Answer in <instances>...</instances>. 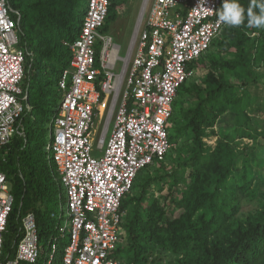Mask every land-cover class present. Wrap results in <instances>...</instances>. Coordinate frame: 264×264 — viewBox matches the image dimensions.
<instances>
[{
	"label": "trees",
	"instance_id": "trees-1",
	"mask_svg": "<svg viewBox=\"0 0 264 264\" xmlns=\"http://www.w3.org/2000/svg\"><path fill=\"white\" fill-rule=\"evenodd\" d=\"M6 1L25 53L21 86L27 99L10 144L0 152V171L14 199L0 264L14 259L28 212L35 215L41 248L36 264H45L59 238L62 224L55 210L64 194L57 168L47 159L45 139L61 100L57 82L71 60L66 43L79 35L87 0ZM240 3L247 7L249 0ZM121 5L110 0L102 33ZM217 38L207 52L218 48V54H209L205 63L206 52L188 66L189 72L205 69L202 81L188 78L177 91L176 98L185 96L193 104L177 110L175 98L172 105L170 150L179 155L182 144L185 156L162 175L135 179L130 192L137 189L136 195L129 192L122 200L124 236L112 255L118 264H264V129H257V120L256 127L249 125L247 112L264 99V29L226 26ZM230 78L237 83H229ZM208 129L217 136L214 148L203 141ZM244 139L251 144L239 149ZM164 161L155 164L163 167ZM162 182L168 183L165 203L149 196L151 185ZM242 199L255 209L240 217ZM68 240L52 264H61Z\"/></svg>",
	"mask_w": 264,
	"mask_h": 264
},
{
	"label": "built area",
	"instance_id": "built-area-1",
	"mask_svg": "<svg viewBox=\"0 0 264 264\" xmlns=\"http://www.w3.org/2000/svg\"><path fill=\"white\" fill-rule=\"evenodd\" d=\"M220 3L145 0L121 56L120 47L101 32L110 0H87L79 35L66 43L71 60L57 82L61 100L45 148L65 196L57 215L63 221L59 232L69 239L61 264H118L112 255L124 236L122 200L137 175L164 161L170 150L172 105L191 76L188 66L226 27L215 13ZM10 14L7 1L0 0V152L10 144L26 107L25 53ZM13 202L0 171V257ZM21 227L15 257L5 264H36L40 258L33 212ZM57 242L45 264H52Z\"/></svg>",
	"mask_w": 264,
	"mask_h": 264
},
{
	"label": "rangeland",
	"instance_id": "rangeland-1",
	"mask_svg": "<svg viewBox=\"0 0 264 264\" xmlns=\"http://www.w3.org/2000/svg\"><path fill=\"white\" fill-rule=\"evenodd\" d=\"M123 0H119V2H122ZM141 4H142V0H139L138 3L136 5H131V6H127L125 9L121 8V6L118 8L117 10V18L114 22H112L109 25V28L106 32L107 35H109L112 39L115 45L120 47V55L124 56L126 53V50L129 46V43L131 41V38L133 36L135 27H136V23L138 20V14L140 12L141 9ZM218 38H215L214 40H216ZM213 49H211L212 51ZM211 51L209 50L203 57H202V61L207 63V57L209 56V54H211ZM120 72V66L117 67L116 73ZM205 69H199V72H192L191 76L189 77V80H193V78H195L196 76H202V74H204ZM200 76V77H201ZM196 80V79H194ZM259 93L262 92V90L258 91ZM263 96H264V91H263ZM187 98V97H186ZM259 99V98H258ZM261 101V102H260ZM176 102L178 104V109L179 110L182 106H189L191 104H193V102L189 101V99H185V96H178L176 98ZM262 102L264 103V99H259L256 100V102L253 103V107L250 108L247 112H248V118L250 119L249 121V125H252L254 127L255 126V121L257 120V123L259 124L260 127L257 126V129H264V106H261ZM256 112V113H255ZM227 117V116H226ZM53 118V116H50V120ZM228 119V117H227ZM222 121H219V123ZM256 123V124H257ZM262 126V127H261ZM51 127V125H49V128ZM229 129H231L230 127L226 128V132L229 131ZM210 136H213L212 134H210V129L206 130V135L203 138L204 143L206 144V146L208 148H210ZM50 138H51V131H49L46 134V145L49 144L50 142ZM251 144V141L248 139H244L243 141H240L237 143L238 148L242 149L243 146L245 144ZM182 148V149H180ZM180 149V154L178 155L176 150L174 148H172L167 156V158L165 159V161L163 162L164 166L160 167L158 164L152 165L144 170H142L137 178H136V183H139L140 181H142L145 177H147L148 175L150 177H155V176H159L162 175L164 173V169L165 168H169L172 164L173 161H176L179 159L180 157H184L185 153H183V151L185 150V148L183 147V145L181 144V146L179 147ZM47 153V152H46ZM48 158H49V154L47 153ZM259 155H262L261 153ZM263 158V155L260 156ZM174 165V164H173ZM174 167V166H173ZM261 176L264 178V173H261ZM185 177L188 178V171L185 172ZM183 187H181L182 189ZM136 191L137 189L133 190L132 192H130L129 195L131 196H135L136 195ZM168 183H164L162 182L161 184H152L151 187L149 188V196H154L155 198H158V200L161 203H165L168 199ZM62 199V204L61 205H65V196L63 194V198ZM60 207V205H59ZM255 209L254 205H251L247 202H245L243 199L241 200V207H240V211H239V215L238 216H242L243 214H248L249 212H252ZM56 213L60 214V209L55 210ZM63 222V221H62ZM63 234L60 232L58 233L56 236L59 237L58 238V251L56 253L55 257H59L60 252L62 251L63 247L65 246V244L67 243V236H62ZM167 260H164L163 263H166Z\"/></svg>",
	"mask_w": 264,
	"mask_h": 264
},
{
	"label": "clouds",
	"instance_id": "clouds-1",
	"mask_svg": "<svg viewBox=\"0 0 264 264\" xmlns=\"http://www.w3.org/2000/svg\"><path fill=\"white\" fill-rule=\"evenodd\" d=\"M215 13L218 22L228 27L245 25L249 29H264V0H249L247 7L240 0H221Z\"/></svg>",
	"mask_w": 264,
	"mask_h": 264
},
{
	"label": "crops",
	"instance_id": "crops-1",
	"mask_svg": "<svg viewBox=\"0 0 264 264\" xmlns=\"http://www.w3.org/2000/svg\"><path fill=\"white\" fill-rule=\"evenodd\" d=\"M138 1L139 0H123L122 1V5H121V8H126L127 6L129 7V6H131V5H136L137 3H138ZM144 1L145 0H142V4H141V6H143V3H144ZM141 9H142V7H141ZM141 9H140V11H141ZM139 14H140V12H139ZM139 14H138V17H139ZM255 36V34L254 35H252V37H254ZM220 49H218V48H213V50L211 51V54L210 55H216V54H218V51H219ZM210 68H211V64H210ZM199 67H195V69L193 70L194 72H199ZM262 70V69H261ZM193 71H191V73L193 72ZM204 74H205V72H204ZM204 74H202V76H201V74H200V76H196L195 78H193V81H195V82H198V83H200L201 81H202V79H203V76H204ZM225 77H226V79H229V75L228 74H225ZM194 79H196V80H194ZM229 83H231V84H235V83H237V80H234L233 78L231 79L230 78V80H229ZM25 99H27V96H25L24 97ZM213 130L215 131V132H217V127L215 126L214 128H213ZM50 131H51V128H50ZM216 140H217V136H210V147L211 148H214V146H215V144H216ZM61 221V224H63L62 223V220H60Z\"/></svg>",
	"mask_w": 264,
	"mask_h": 264
}]
</instances>
